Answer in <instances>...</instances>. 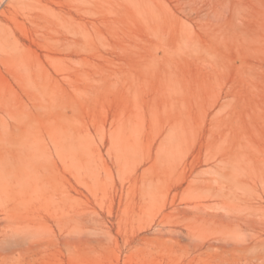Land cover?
<instances>
[{
	"label": "rangeland",
	"instance_id": "374dc122",
	"mask_svg": "<svg viewBox=\"0 0 264 264\" xmlns=\"http://www.w3.org/2000/svg\"><path fill=\"white\" fill-rule=\"evenodd\" d=\"M1 1L0 264H264V0Z\"/></svg>",
	"mask_w": 264,
	"mask_h": 264
},
{
	"label": "bare ground",
	"instance_id": "6f19581e",
	"mask_svg": "<svg viewBox=\"0 0 264 264\" xmlns=\"http://www.w3.org/2000/svg\"><path fill=\"white\" fill-rule=\"evenodd\" d=\"M116 1H118V0H116ZM1 0H0V4H1ZM4 2V1H3ZM5 3H7V2H5ZM4 7H5V4L3 5ZM3 6H1V7H3ZM122 7V4H121V1L118 3V8H121ZM61 10V9H60ZM1 11V10H0ZM42 12L44 13V14H46L47 12H48V10L47 9H43L42 10ZM222 104V103H221ZM219 108V107H218ZM224 108V107H223ZM218 113V112H217ZM216 117H217V114H216ZM171 126L168 128V130L166 131V136H169V135H175L176 133H177V131H178V133L181 131V132H183V131H185L182 127L181 128H176V127H174V126H172V124H170ZM211 142H212V140H211ZM239 154V153H238ZM229 158V157H228ZM220 162V161H219ZM223 162H225V161H223ZM229 165V164H228ZM228 165L227 166H223V168L224 167H227L228 168ZM236 167V166H235ZM226 168V169H227ZM239 168V167H238ZM237 168V169H238ZM234 169V168H233ZM235 170H236V168H235ZM239 170V169H238ZM221 171H223V170H221ZM236 172V171H235ZM238 172V171H237ZM218 173V172H217ZM228 173V175L229 176H231L232 174H231V172L229 171H226V174ZM193 176V175H192ZM237 176V175H236ZM238 176H239V174H238ZM228 177V176H227ZM215 180V179H214ZM227 180H229V178H227ZM236 182H241V181H236ZM234 183V182H233ZM236 184V183H235ZM239 186V185H238ZM220 189H222V188H220ZM224 189V188H223ZM229 189V188H228ZM227 189V190H228ZM235 189V188H234ZM222 191V190H221ZM220 191V192H221ZM223 192V191H222ZM230 192V191H229ZM236 192V191H235ZM235 192H233V194L235 193ZM230 193H232V192H230ZM237 193V192H236ZM220 194V193H219ZM224 194V193H223ZM222 194V195H223ZM227 195L228 194H226V197H227ZM218 196V195H217ZM235 196V195H234ZM226 197H224L223 196V198H226ZM229 197H230V194H229ZM236 197V196H235ZM235 201V200H234ZM202 203V202H201ZM228 203V202H227ZM199 204V203H198ZM205 204V203H204ZM204 204H202V206L204 207ZM225 204V203H224ZM246 204V203H245ZM200 205V204H199ZM207 205V204H206ZM197 206V205H196ZM237 206V205H236ZM214 207V206H213ZM227 207V206H226ZM261 207V204L259 203V202H257L256 204H248V205H245V207H244V210L245 209H247V208H250V209H252V208H260ZM195 208V207H194ZM193 208V209H194ZM206 208V207H205ZM262 208V207H261ZM189 209H192L191 207H189ZM198 209V208H197ZM211 209V208H210ZM249 209V210H250ZM195 210V209H194ZM204 210V209H203ZM248 210V211H249ZM216 211V210H215ZM197 212V211H196ZM250 213V212H249ZM202 214V217H203V213H201ZM212 214V213H211ZM195 215V214H194ZM199 217H201V216H199ZM227 217L229 218V219H231L232 220V222H237V223H244V224H248V223H250V221H248V218L246 217V215H243V213L241 212V209H236V210H233V208H232V210H230L228 213H227ZM200 219H202V218H200ZM248 225H250V224H248ZM239 226V225H238Z\"/></svg>",
	"mask_w": 264,
	"mask_h": 264
}]
</instances>
